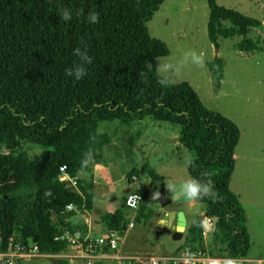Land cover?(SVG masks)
Segmentation results:
<instances>
[{"label": "trees", "instance_id": "16d2710c", "mask_svg": "<svg viewBox=\"0 0 264 264\" xmlns=\"http://www.w3.org/2000/svg\"><path fill=\"white\" fill-rule=\"evenodd\" d=\"M162 1L0 0L3 242L10 236L19 237L24 243L35 244L39 254L50 257L51 264H69L61 255L70 244L54 238L64 232L73 234L65 205L87 212L92 209L88 191L77 175L89 172L91 163H103L101 149L109 144L110 137L97 133L96 124L114 120L129 123L148 117L176 125L177 143L195 152L186 174L189 193L190 185L200 186L197 197H191L200 203L201 210L189 222L174 253L205 251L201 221L208 218L212 223L211 242L220 246L215 251L208 249V253L246 258V217L229 189L239 131L232 121L205 108L186 82L174 84L157 74L155 60L167 56L168 51L162 42L149 36L146 24ZM205 3L206 37L215 50L218 40L238 36L241 39L235 50L260 51L264 39L246 38L250 28L262 27L258 20L219 6L215 0ZM64 9L70 12V20L62 18ZM90 12L98 14L97 23L89 21ZM77 48L87 53L90 63L75 54ZM76 66L85 69L79 80L66 75L67 69ZM206 66L211 85L217 90L222 61L214 57ZM24 143L41 148V152L27 155ZM88 152L92 159L85 165ZM59 167L74 179L75 186L59 179ZM141 174H146L149 186L157 191L160 177L144 169ZM136 175L129 172L127 182ZM210 180L216 199L210 198ZM21 191L32 194L27 206L20 205ZM135 192L141 196L137 218L146 222L154 215L143 205L148 193L142 185ZM100 220L105 230L115 231L118 238L126 226L120 209L101 214Z\"/></svg>", "mask_w": 264, "mask_h": 264}, {"label": "rangeland", "instance_id": "374dc122", "mask_svg": "<svg viewBox=\"0 0 264 264\" xmlns=\"http://www.w3.org/2000/svg\"><path fill=\"white\" fill-rule=\"evenodd\" d=\"M215 2L258 20L262 27L250 28L246 38L253 41L256 38L264 39V0ZM206 17L205 0H163L146 27L149 36L162 42L168 51L167 56L155 60L157 74L174 84L186 82L205 108L229 119L239 130L240 138L233 151L234 167L229 189L237 196L246 217L249 236L246 259H250V262L244 264H259L256 260H264V44L260 45V51L242 53L235 50V44L241 38L233 36L218 40L215 50L206 37ZM200 56L204 57L203 66L196 64V57ZM214 57L220 58L223 64L222 79L217 90L211 85L206 66ZM96 132L108 135L110 143L101 149L103 163H91L89 172L77 175L91 200L92 209L85 211V221L91 218L99 224V214L115 211L127 192L138 185H142L148 193L143 205L153 211L155 203L149 200H154L157 191L149 186L146 174L140 175L142 169L156 173L165 186L173 181H186V169L194 156L187 148L170 141L178 134L176 125L145 117L129 123L117 120L100 122ZM23 150L29 156L41 152V148L29 143L23 144ZM132 171L137 174L134 184L126 181V175ZM18 196L21 198L20 205L27 206L32 199V194L22 191ZM75 210L65 211L67 218L72 222H81V211L77 214ZM125 211L127 220H132V215L138 214L137 211ZM197 215L186 216V229L189 221ZM154 218L146 229H142L144 222L141 219H134L135 226L129 231L131 235H128L126 245L122 247L129 252L118 253L126 254L124 256L174 254L182 238L172 240L171 230L156 235L160 228L153 225ZM211 241V230H208L203 236L206 252L210 248L215 251L220 247ZM119 247L117 243L116 250ZM68 252L77 254L78 250L69 248ZM116 253L110 251L108 255L112 257ZM71 261L84 264L80 258H72ZM51 263L48 256L34 258L24 264ZM99 263L125 264L123 260L108 258L100 259Z\"/></svg>", "mask_w": 264, "mask_h": 264}, {"label": "built area", "instance_id": "2783aa9c", "mask_svg": "<svg viewBox=\"0 0 264 264\" xmlns=\"http://www.w3.org/2000/svg\"><path fill=\"white\" fill-rule=\"evenodd\" d=\"M61 181H68L72 186H75L74 179H70L64 173L63 167H59ZM137 176H131L128 183L134 184ZM139 188V185L132 189L124 198L123 206L127 210L133 212L138 211L141 205V196L135 192ZM72 205H65L64 210H72ZM131 222L128 223V226ZM202 236L211 230L212 223L210 219L203 218L201 221ZM54 240H64L70 244V248L78 250L77 254H67V252L61 256L69 260L72 258H80L84 261V264H98L100 259H104L102 256L105 251H115L118 243V236L115 231L106 232L105 234L95 237H85L81 241L78 237L71 236L67 232H64L60 236L54 238ZM69 250V249H68ZM48 257L37 252L35 244L31 242L24 243L19 237H8L4 242L0 239V264H21L26 261H30L34 258ZM116 261L123 260L125 264H239L250 262V259L242 258H231L227 256H214L208 252L196 251L190 252L185 249L182 252L174 254H162V255H129V256H112ZM253 261V260H252ZM257 263H264V260H256ZM124 264V263H123Z\"/></svg>", "mask_w": 264, "mask_h": 264}, {"label": "water", "instance_id": "95a60500", "mask_svg": "<svg viewBox=\"0 0 264 264\" xmlns=\"http://www.w3.org/2000/svg\"><path fill=\"white\" fill-rule=\"evenodd\" d=\"M154 203L159 209V212L153 215V217L159 218L157 227L160 228V231L156 235L171 230V239L174 241H179L183 233L186 232V216L199 213L200 203L193 202L184 181L167 187L159 180Z\"/></svg>", "mask_w": 264, "mask_h": 264}, {"label": "crops", "instance_id": "0c3cea01", "mask_svg": "<svg viewBox=\"0 0 264 264\" xmlns=\"http://www.w3.org/2000/svg\"><path fill=\"white\" fill-rule=\"evenodd\" d=\"M114 121H116V120H114ZM113 121V122H114ZM101 122H107V121H101ZM98 123H100V122H98ZM97 123V124H98ZM97 124H96V126H97ZM239 131V130H238ZM176 138H177V135L175 136V138L173 139L174 141L172 142V143H174V142H177L176 141ZM240 138V134H239V137H238V139ZM239 141V140H238ZM238 141H237V143H238ZM110 143V142H109ZM235 147H236V145H235ZM234 147V148H235ZM234 151V150H233ZM192 152V155L194 156L195 155V152H193V151H191ZM234 156H235V154H234ZM234 167V166H233ZM126 181H127V179H126ZM177 182H179V180L178 181H173V182H171V183H169V185H167V187L168 186H171L172 184H175V183H177ZM185 183H186V185L188 186V179L186 178V181H184ZM127 193H129V192H127ZM124 200V199H123ZM122 204H123V201H122ZM122 204H119V207L117 208V209H120L121 211H122V217H123V221L126 223L125 225V229H124V231L121 233V235H120V239H119V242H118V244L120 245V247L116 250V251H114V252H117L114 256H124V255H126V254H124V255H121L120 253H118V252H129V250H123V246H125L126 245V242H127V237H128V235H131L130 233H129V231L135 226V224L133 223L134 221V219L135 220H137L138 221V218H137V215L136 214H133L132 215V220H127V219H125L126 217H125V214H126V211L125 210H127V209H125L123 206H122ZM153 212H156V211H158L159 209H158V207L156 206V205H154L153 206ZM116 209V210H117ZM199 210H200V206H199ZM72 211V210H71ZM78 211H81V213H80V215H79V217H81V219H82V221L81 222H72L70 219L68 220V222H69V225H71L70 226V229L73 231L72 233V236H76V237H78L79 235H82V239L83 238H85V237H88V238H95V237H99V236H101V235H103V234H105L107 231L105 230V228H104V226H103V224H102V222H101V220H100V215L101 214H99V224L97 223V222H94L91 218H88V219H86V221L84 220V217H85V215H86V212L85 211H82V210H75L74 212L75 213H77L78 214ZM129 211V210H128ZM152 219H153V217H151L150 219H148L146 222H144V224H142V229H146V227H149V226H151V221H152ZM186 219V218H185ZM193 219V218H192ZM191 219V220H192ZM142 220V219H141ZM158 220H159V218H154V222H153V225L155 226H157V224H158ZM190 220V221H191ZM189 221V222H190ZM131 222V225L130 226H128V223H130ZM186 223H187V220H186ZM138 225V224H137ZM172 232V231H171ZM170 232V233H171ZM131 242H133V240H130ZM110 251H104L103 252V254H102V256L104 257V259H113V258H111V256L110 255H108V253H109ZM67 254H69V252L67 253ZM150 255H152V254H150ZM107 257V258H106ZM98 263H99V261H98ZM21 264H24V263H21ZM69 264H75V263H73L71 260H69Z\"/></svg>", "mask_w": 264, "mask_h": 264}, {"label": "clouds", "instance_id": "9594fccd", "mask_svg": "<svg viewBox=\"0 0 264 264\" xmlns=\"http://www.w3.org/2000/svg\"><path fill=\"white\" fill-rule=\"evenodd\" d=\"M62 18L65 21L71 19V14H70V12L67 9H64L62 11ZM88 19H89V21L91 23H97L98 22V14L90 12L88 14ZM74 51H75V54L81 58L82 61H85L87 63L91 62V58L87 55L86 52H82L79 48L75 49ZM196 64L199 65V66H203L204 57L203 56L196 57ZM66 75L74 76V78L76 80H79L85 75V69L82 66H76V67H74L72 69H67L66 70ZM85 156H86V159H85V161H83V163L86 165L89 161H91L92 154H91V152H88V153L85 154ZM210 184H211V190H212V195L210 196V198L216 199L217 198V193L213 190V185H212V181L211 180H210ZM189 188H190V193L189 194L192 197H197V193L200 191V186L197 185V184H192V185L189 186ZM208 190L209 189L207 187L204 189L205 192H207ZM48 195H50V193H48ZM229 264H232V262H229Z\"/></svg>", "mask_w": 264, "mask_h": 264}, {"label": "flooded vegetation", "instance_id": "af4514ba", "mask_svg": "<svg viewBox=\"0 0 264 264\" xmlns=\"http://www.w3.org/2000/svg\"><path fill=\"white\" fill-rule=\"evenodd\" d=\"M156 212H159V210H158V211H156ZM156 212H154V214H155Z\"/></svg>", "mask_w": 264, "mask_h": 264}]
</instances>
